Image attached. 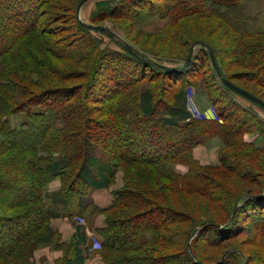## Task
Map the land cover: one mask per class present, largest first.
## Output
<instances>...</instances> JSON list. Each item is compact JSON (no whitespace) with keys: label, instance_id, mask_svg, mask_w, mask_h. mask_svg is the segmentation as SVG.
Instances as JSON below:
<instances>
[{"label":"trees","instance_id":"obj_1","mask_svg":"<svg viewBox=\"0 0 264 264\" xmlns=\"http://www.w3.org/2000/svg\"><path fill=\"white\" fill-rule=\"evenodd\" d=\"M52 1L0 0V18L11 15L0 23V264H29L59 218L76 220L60 264H85L88 213L104 217V264H264V119L254 109L264 107L223 85L208 54L223 79L264 103V0L97 3L90 24L126 22L120 30L149 64L121 45L102 49L95 34L105 33L76 16L63 44L44 25ZM193 43L185 72L154 65L185 61ZM199 87L215 118L187 109ZM214 138L218 163L200 165L194 149ZM118 173L122 187L98 208L92 193Z\"/></svg>","mask_w":264,"mask_h":264},{"label":"rangeland","instance_id":"obj_2","mask_svg":"<svg viewBox=\"0 0 264 264\" xmlns=\"http://www.w3.org/2000/svg\"><path fill=\"white\" fill-rule=\"evenodd\" d=\"M102 1H113V0H88L81 7L79 11V20H81L86 25H91L90 19L96 12V5L97 3H100ZM114 1H117V0H114ZM74 2L75 0H53L50 3V5L46 6L47 11H50V13H48V15H46V17L44 18V25L48 27L49 29L58 31L61 35V36L59 35L60 37L62 38L67 37L66 40H62L63 44H66V43L68 44V42L73 39V37H70L71 33L73 32V24L70 18H72L73 16H76L75 7H71ZM7 16H6L7 17L6 20H4L3 18H0V23H4L3 26H7V22H9V20L7 19L11 17L10 13ZM56 20L59 22L57 23L53 22ZM123 23H126V22L124 21L116 22L113 20H106L102 23L91 25V26L101 29L100 31L103 30V32L105 33V34H101V33L95 34L99 39V46L102 49L111 48L113 50L119 51L121 49L120 48L121 46H119L121 43L122 44L126 43L132 47V44L130 42L129 43L127 42L125 36L120 30L121 25H123ZM262 27L264 28V22L262 24ZM134 36L135 34L133 33L130 37L132 38ZM150 44H153V43H150ZM81 45L76 52L82 50L83 45L82 46ZM154 45L156 47L155 50H157L158 48H162L163 52H167L166 46L156 45V44ZM135 47L137 48V46ZM188 54H189V51H188ZM188 54H187V58H188ZM187 58L185 61L180 60V62H177L174 60L175 62H169V63L166 62L165 60H162V62H160L159 64L166 66V67H175V68L181 69L185 65ZM55 66H57L58 68L62 67L61 63L58 61L55 62ZM75 76L77 77V75ZM74 82L79 83L78 80H74L71 83H74ZM188 91L189 92L187 93V97H186V107L190 111L192 116H194V118H208V119L215 118V113L213 111V108L208 103L207 96L203 88L199 87L196 90L191 88ZM241 101L244 105L248 106V104H246L245 101L243 100ZM254 109L256 112H258L261 118L264 119V111H261L255 107ZM246 139L249 141L255 142L257 146H261L263 144L262 141L256 135L246 136ZM221 147H222V144L220 140L218 138H214L206 146L195 148L193 151V156L200 165H216L218 163V158H217L218 151L220 150ZM173 170L177 173H183L185 171V168L181 165H176V166H173ZM121 178H122L121 173H118L116 175L115 183L108 189L111 193L110 195L112 199H113L112 191H116L120 187H122ZM239 180L240 179H238V181ZM10 184L12 187H14L13 183H10ZM57 185H59V182H56V183L54 182L52 186L50 187V191L51 190L52 191L51 193L50 191H48V194H52L53 192H56L55 188L57 187ZM94 217H96V215L94 216L88 213L85 215V218L82 219V221L80 222L82 223V225H84V228L86 229V233L88 237V245L90 246V251H89L90 256L88 257L87 260L89 259L93 260V258L100 259V255L98 253V251L100 250V247L98 246L100 237L97 234L96 229L93 228V225H92L95 219ZM64 221L60 222L59 224L55 222H51L50 227L53 231L52 241L48 244L40 245L37 248V250L34 251L32 258L29 261V264H60V262L65 257L70 256V241H71V236L74 232V231L71 232L70 227L73 228L72 222L76 220H73V221L68 220L67 222H64ZM251 248L257 249L255 246Z\"/></svg>","mask_w":264,"mask_h":264},{"label":"water","instance_id":"obj_3","mask_svg":"<svg viewBox=\"0 0 264 264\" xmlns=\"http://www.w3.org/2000/svg\"><path fill=\"white\" fill-rule=\"evenodd\" d=\"M88 0H81L76 8V17L79 21V23L83 26H86L88 29H92V30H101L97 27H94V26H91V25H86L84 24L81 20H79V11L81 9V7L87 2ZM103 31V30H102ZM125 50H127L132 56H134L135 58H137L139 61H141L142 63L144 64H149V62L147 60H145L144 58H141L139 56V53L138 52H135L133 50V48L131 46H129L128 44L124 43V44H120ZM200 45V43H194L191 45L190 49H189V54H188V58H187V61L185 63V65L179 69V68H175V67H166V66H163L161 64H154L155 66H157L159 69L165 71V72H168V73H183L185 72L191 62H192V57H193V52H194V49L196 48V46ZM208 54H209V58H210V62H211V65L213 66V68L215 69L216 73H217V76L219 78V80L221 81V83H223V85H225L229 90H231L233 93L243 97L244 99L254 103V104H257L261 107H264V103L257 99L256 97H254L253 95L249 94L248 92L234 86L233 84H231L229 81L223 79L219 73V70H218V67L216 65V62L214 60V57H213V54L211 53V51H208ZM264 196V193L262 194ZM234 212L235 210L233 211L232 213V216L234 215ZM225 256V255H224ZM224 256L222 257V259L224 258Z\"/></svg>","mask_w":264,"mask_h":264},{"label":"crops","instance_id":"obj_4","mask_svg":"<svg viewBox=\"0 0 264 264\" xmlns=\"http://www.w3.org/2000/svg\"><path fill=\"white\" fill-rule=\"evenodd\" d=\"M55 183L58 181H54ZM52 182L49 187H48V191H50V187L52 186V184L54 183ZM59 188V185H57V187L55 188V190L57 191V189ZM52 191V190H51ZM50 191V192H51ZM110 191L109 190H98V191H94L92 193V202L95 206H97L98 208L102 209V208H106L107 206L110 205L111 201H112V197L110 195ZM94 222L92 223L93 228L97 229V228H101L103 226V216L99 215L96 217H94ZM65 220V221H64ZM67 222L68 219L67 218H59V219H55L52 222H55L57 224H59L60 222ZM64 224V223H63ZM58 226V225H57ZM71 232L74 231V229L72 227H70ZM85 264H104L102 263V261L98 258H93L86 260Z\"/></svg>","mask_w":264,"mask_h":264},{"label":"built area","instance_id":"obj_5","mask_svg":"<svg viewBox=\"0 0 264 264\" xmlns=\"http://www.w3.org/2000/svg\"><path fill=\"white\" fill-rule=\"evenodd\" d=\"M99 246V245H98Z\"/></svg>","mask_w":264,"mask_h":264}]
</instances>
